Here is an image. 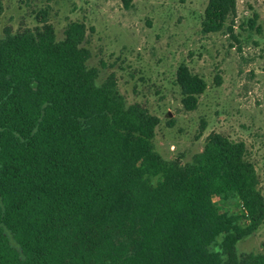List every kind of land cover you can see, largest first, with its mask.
I'll list each match as a JSON object with an SVG mask.
<instances>
[{
  "label": "trees",
  "instance_id": "trees-1",
  "mask_svg": "<svg viewBox=\"0 0 264 264\" xmlns=\"http://www.w3.org/2000/svg\"><path fill=\"white\" fill-rule=\"evenodd\" d=\"M236 7L209 0L203 31L222 30ZM41 21L0 36V264H264L236 245L264 220L244 142L212 133L191 162L165 159L160 118L88 65L85 24L58 39ZM177 83L195 109L206 81L182 63Z\"/></svg>",
  "mask_w": 264,
  "mask_h": 264
},
{
  "label": "rangeland",
  "instance_id": "rangeland-1",
  "mask_svg": "<svg viewBox=\"0 0 264 264\" xmlns=\"http://www.w3.org/2000/svg\"><path fill=\"white\" fill-rule=\"evenodd\" d=\"M208 2L132 0L126 7L123 0H3L0 36L5 28L40 29L44 15L58 39L70 23L83 22L88 65L99 69V83L114 73L128 104L160 118L153 142L165 159L191 162L212 133L244 142L264 197V0H237L228 24L205 33ZM182 63L207 83L193 110L184 107L177 83ZM224 207L241 211L236 199ZM236 245L240 254H264V220Z\"/></svg>",
  "mask_w": 264,
  "mask_h": 264
}]
</instances>
